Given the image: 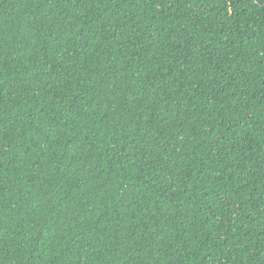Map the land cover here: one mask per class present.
<instances>
[{
  "label": "trees",
  "instance_id": "obj_1",
  "mask_svg": "<svg viewBox=\"0 0 264 264\" xmlns=\"http://www.w3.org/2000/svg\"><path fill=\"white\" fill-rule=\"evenodd\" d=\"M0 264H264V0H0Z\"/></svg>",
  "mask_w": 264,
  "mask_h": 264
}]
</instances>
